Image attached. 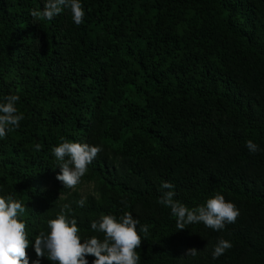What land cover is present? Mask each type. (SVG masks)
Wrapping results in <instances>:
<instances>
[{"label": "trees", "instance_id": "obj_1", "mask_svg": "<svg viewBox=\"0 0 264 264\" xmlns=\"http://www.w3.org/2000/svg\"><path fill=\"white\" fill-rule=\"evenodd\" d=\"M45 2L0 0V102L18 95L24 116L0 138V195L25 207L29 264L66 204L81 242L103 240L91 229L103 215L147 224L138 264H264V0H80L79 26L68 8L34 20ZM62 138L102 148L86 195L56 178ZM165 181L190 209L221 193L240 214L178 230L158 202ZM219 238L232 247L213 259Z\"/></svg>", "mask_w": 264, "mask_h": 264}, {"label": "clouds", "instance_id": "obj_2", "mask_svg": "<svg viewBox=\"0 0 264 264\" xmlns=\"http://www.w3.org/2000/svg\"><path fill=\"white\" fill-rule=\"evenodd\" d=\"M65 8L70 9L74 23L79 26L83 22L84 9L80 0H46L43 11L32 9L30 15L34 20H52ZM20 97L16 94L7 95L4 102H0V138L5 137L8 131L18 128L24 119L16 107ZM52 149L61 171L57 180L63 183L64 188H75L86 174L88 165L102 151L98 145L73 142L63 139ZM39 149V145L36 146ZM246 147L252 153L259 147L251 139L246 141ZM174 185L165 181L160 185L161 196L158 202L171 209L176 218V227L183 230L186 225L203 223L215 231L225 228L226 223L236 221L240 212L236 205L227 201L223 194L216 193L205 204L195 208H188L185 204L174 199ZM86 197L77 201L83 207ZM64 205L61 212L48 221L49 232L41 231L35 237L34 249L37 259L32 264H41L45 255L53 264H89L87 257L94 256L93 264H138L140 255L136 249L140 248L142 240L140 233L147 237L149 226L140 225L138 217L133 213L125 212L119 219L112 214L103 215L99 220L91 221L94 232L103 233V240L98 236L81 239L77 219H71L65 214ZM25 212L23 203L11 195H0V264H29L27 249L32 243L28 239L26 223L20 219ZM139 225V229L138 226ZM229 240L219 238L213 247V259L218 258L231 248ZM199 249L191 247L183 254L187 257H196Z\"/></svg>", "mask_w": 264, "mask_h": 264}, {"label": "rangeland", "instance_id": "obj_3", "mask_svg": "<svg viewBox=\"0 0 264 264\" xmlns=\"http://www.w3.org/2000/svg\"><path fill=\"white\" fill-rule=\"evenodd\" d=\"M70 190L71 191L78 190L79 192L86 195L93 190V184L80 182L75 188H70Z\"/></svg>", "mask_w": 264, "mask_h": 264}]
</instances>
